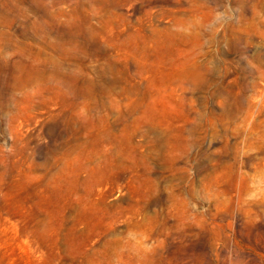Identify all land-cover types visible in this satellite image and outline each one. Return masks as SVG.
<instances>
[{
  "label": "rangeland",
  "instance_id": "374dc122",
  "mask_svg": "<svg viewBox=\"0 0 264 264\" xmlns=\"http://www.w3.org/2000/svg\"><path fill=\"white\" fill-rule=\"evenodd\" d=\"M0 264H264V0H0Z\"/></svg>",
  "mask_w": 264,
  "mask_h": 264
}]
</instances>
